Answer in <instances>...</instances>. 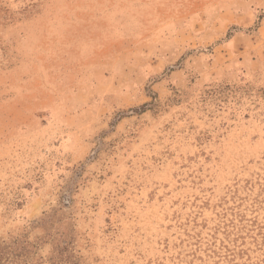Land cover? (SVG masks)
<instances>
[{
  "label": "rangeland",
  "instance_id": "374dc122",
  "mask_svg": "<svg viewBox=\"0 0 264 264\" xmlns=\"http://www.w3.org/2000/svg\"><path fill=\"white\" fill-rule=\"evenodd\" d=\"M0 264H264V0H0Z\"/></svg>",
  "mask_w": 264,
  "mask_h": 264
}]
</instances>
